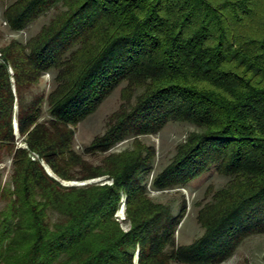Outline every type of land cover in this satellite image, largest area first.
Instances as JSON below:
<instances>
[{"label":"trees","instance_id":"obj_1","mask_svg":"<svg viewBox=\"0 0 264 264\" xmlns=\"http://www.w3.org/2000/svg\"><path fill=\"white\" fill-rule=\"evenodd\" d=\"M54 8L26 42L0 47V165L12 159L0 264H221L264 234V0H14L3 16L19 32ZM50 71L54 87L33 93ZM117 89L105 131L77 151L78 125ZM170 122L198 129L150 187L229 177L196 202L204 231L188 244L176 241L187 200L174 213L151 196L157 150L139 138ZM105 175L112 184H63Z\"/></svg>","mask_w":264,"mask_h":264},{"label":"rangeland","instance_id":"obj_2","mask_svg":"<svg viewBox=\"0 0 264 264\" xmlns=\"http://www.w3.org/2000/svg\"><path fill=\"white\" fill-rule=\"evenodd\" d=\"M13 1L14 0L0 1V47L6 45L12 39H19L26 42L31 36L35 35L44 24L48 23L49 20L57 12V9L54 8L35 20L25 30L15 32L9 28V25L5 21V18L3 16L4 8ZM53 77V72H47L42 77L40 84L33 89V93H37L40 91H45L48 93L54 87ZM120 103V89H117L109 98L105 100V102L93 115H91L78 125L75 135V148L77 149V151L82 152L84 147L88 145L96 135L102 134L105 131L108 116L119 107ZM46 116L47 114L45 112V117ZM14 120H16V118ZM197 129L198 128L192 123L170 122L157 134L143 135L139 137L144 143L154 145L157 150V155L154 162V170L146 178V181L148 183V190L151 196L157 201L170 204L174 213L178 212L183 195L187 200V216L184 218L178 228V231L176 232V241L178 244H188L195 238L201 236L204 229L198 223L196 218L199 209L196 202L200 201L201 199L203 200L205 192L210 184H212L215 189H219L221 187H224L229 180V177L221 175L213 169L208 173L202 175L201 177L193 180L185 187H179L169 190H156L153 187H150L153 176L170 162L172 156L176 152L177 145L180 142L184 141L191 131ZM132 141L133 138L127 139L117 144V146H115L112 150L120 151L125 148L131 147ZM101 155L102 154L85 155V157L91 162L99 163L101 161ZM0 168L3 171V183L8 182L10 179V174L12 172V159L10 157H6L1 163ZM98 178H101V181H97L101 182V184H109L108 181H112V178H109L106 175ZM89 180L91 181L92 179ZM89 180L70 181L66 182L67 184L65 185H73L71 183L80 185V183L87 182ZM88 183L92 182H87V184ZM3 204L4 202L0 201V208L3 206ZM124 211L126 216V206ZM50 214L52 221L58 219L57 213L52 212ZM120 221L123 222L124 220ZM122 225L125 229L128 228L127 223H123ZM245 259H247L250 264L264 263V234H255L245 238L239 245L234 255L221 264H240V262Z\"/></svg>","mask_w":264,"mask_h":264},{"label":"built area","instance_id":"obj_3","mask_svg":"<svg viewBox=\"0 0 264 264\" xmlns=\"http://www.w3.org/2000/svg\"><path fill=\"white\" fill-rule=\"evenodd\" d=\"M19 135V134H18ZM17 135V136H18ZM21 146H25L24 144H22ZM33 159L37 158L38 156L36 154H33ZM97 181H101V178H94L91 181H87V182H97ZM87 182H82L84 184H87ZM109 184H112V181H108ZM81 184V183H80ZM125 206H126V196H123L122 198V203H121V209L116 213L117 219L118 220H125L126 216H125ZM122 210V211H121Z\"/></svg>","mask_w":264,"mask_h":264},{"label":"water","instance_id":"obj_4","mask_svg":"<svg viewBox=\"0 0 264 264\" xmlns=\"http://www.w3.org/2000/svg\"><path fill=\"white\" fill-rule=\"evenodd\" d=\"M14 128H15V134L18 135V123H17V120H14ZM45 167H46L48 173L51 174V175H53V173H52V171L50 170V168L47 167V166H45ZM63 184H67V183L64 182ZM80 185H84V183H81ZM135 259H136L135 262H137V261H138V253L136 254V258H135Z\"/></svg>","mask_w":264,"mask_h":264},{"label":"bare ground","instance_id":"obj_5","mask_svg":"<svg viewBox=\"0 0 264 264\" xmlns=\"http://www.w3.org/2000/svg\"><path fill=\"white\" fill-rule=\"evenodd\" d=\"M71 184H75V183H71Z\"/></svg>","mask_w":264,"mask_h":264}]
</instances>
